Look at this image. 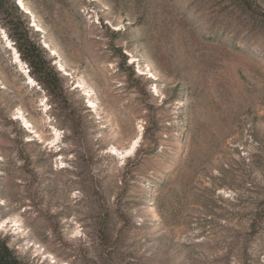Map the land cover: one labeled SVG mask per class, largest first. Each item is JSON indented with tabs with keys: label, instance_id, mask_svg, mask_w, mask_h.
Segmentation results:
<instances>
[{
	"label": "rangeland",
	"instance_id": "1",
	"mask_svg": "<svg viewBox=\"0 0 264 264\" xmlns=\"http://www.w3.org/2000/svg\"><path fill=\"white\" fill-rule=\"evenodd\" d=\"M22 1L0 0V237L15 254L264 264V0ZM20 10L49 84L6 42Z\"/></svg>",
	"mask_w": 264,
	"mask_h": 264
},
{
	"label": "trees",
	"instance_id": "2",
	"mask_svg": "<svg viewBox=\"0 0 264 264\" xmlns=\"http://www.w3.org/2000/svg\"><path fill=\"white\" fill-rule=\"evenodd\" d=\"M17 7V6H16ZM20 12L25 18L20 25L13 22V35L15 38L16 49L20 53V59L26 61L32 68V74L42 75L44 83L49 84L51 79L56 77V72L51 66V60H47L44 55V48L40 42L29 35L33 26L29 25L28 14ZM0 264H31L24 261L15 251L9 247L7 242L0 237Z\"/></svg>",
	"mask_w": 264,
	"mask_h": 264
},
{
	"label": "bare ground",
	"instance_id": "3",
	"mask_svg": "<svg viewBox=\"0 0 264 264\" xmlns=\"http://www.w3.org/2000/svg\"><path fill=\"white\" fill-rule=\"evenodd\" d=\"M18 4H20L21 6H23L24 8H27L26 7V5L24 4V2L22 1V0H19V3ZM28 9V8H27ZM7 37V36H6ZM7 43H8V46H10V47H12L13 48V50H14V58H15V60L16 61H18V62H21V59H20V55H19V52L16 50V48L14 47V46H12V44H11V42L10 41H8V37H7V41H6ZM92 101V100H91ZM93 102V101H92ZM94 104V103H93ZM92 104V105H93ZM25 121H26V123H29L30 122V120L28 119V118H25ZM56 134H57V131H56ZM136 143L137 142H135L133 145H132V147H130L129 149H127V150H125V151H122L121 153L122 154H128V153H131L133 150H134V148H135V146H136ZM4 223V222H3ZM5 224V223H4ZM1 226V225H0Z\"/></svg>",
	"mask_w": 264,
	"mask_h": 264
}]
</instances>
